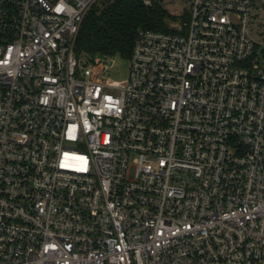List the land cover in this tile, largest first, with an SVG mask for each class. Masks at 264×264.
I'll list each match as a JSON object with an SVG mask.
<instances>
[{
	"label": "built area",
	"instance_id": "1",
	"mask_svg": "<svg viewBox=\"0 0 264 264\" xmlns=\"http://www.w3.org/2000/svg\"><path fill=\"white\" fill-rule=\"evenodd\" d=\"M111 1L0 0V264H264V0H157L124 80Z\"/></svg>",
	"mask_w": 264,
	"mask_h": 264
},
{
	"label": "trees",
	"instance_id": "2",
	"mask_svg": "<svg viewBox=\"0 0 264 264\" xmlns=\"http://www.w3.org/2000/svg\"><path fill=\"white\" fill-rule=\"evenodd\" d=\"M170 17L160 2L115 0L100 12L92 9L84 19L76 41L78 57L99 54L128 59L139 29L165 30Z\"/></svg>",
	"mask_w": 264,
	"mask_h": 264
},
{
	"label": "rangeland",
	"instance_id": "3",
	"mask_svg": "<svg viewBox=\"0 0 264 264\" xmlns=\"http://www.w3.org/2000/svg\"><path fill=\"white\" fill-rule=\"evenodd\" d=\"M167 7L170 10H178L180 9L184 3L181 0H165ZM264 3V2H263ZM255 17L258 19L259 23L264 24V5H259V7L255 10L254 12ZM170 19L167 22L170 24L172 16H169ZM255 26H258L257 24ZM259 34L255 36L259 40L264 39V35L260 33H264V27L259 26L258 28ZM129 62L128 59H123L120 57H114L112 60V67L110 70V77L114 80H124L127 77V71L129 67Z\"/></svg>",
	"mask_w": 264,
	"mask_h": 264
}]
</instances>
